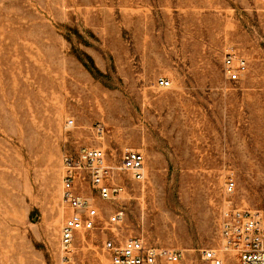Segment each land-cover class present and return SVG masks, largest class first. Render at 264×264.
I'll return each instance as SVG.
<instances>
[{
	"label": "rangeland",
	"instance_id": "1",
	"mask_svg": "<svg viewBox=\"0 0 264 264\" xmlns=\"http://www.w3.org/2000/svg\"><path fill=\"white\" fill-rule=\"evenodd\" d=\"M229 50L246 72L225 73ZM89 146L117 167L140 148L147 177L115 170L105 200L81 174L99 216L64 260L63 157ZM230 205L264 211V0H0V264H108L128 235L195 263Z\"/></svg>",
	"mask_w": 264,
	"mask_h": 264
},
{
	"label": "built area",
	"instance_id": "2",
	"mask_svg": "<svg viewBox=\"0 0 264 264\" xmlns=\"http://www.w3.org/2000/svg\"><path fill=\"white\" fill-rule=\"evenodd\" d=\"M223 66L228 76L244 73L248 68L244 56L234 50L224 53ZM158 82L168 85L169 79L159 77ZM98 136L104 133L100 123L95 125ZM61 172V198L68 212L60 229V247L62 259L68 260L73 252L74 241L78 233L96 227L99 210L92 196L78 191L81 174L87 173L92 187L105 200L122 196L123 185L114 182L115 170L122 169L132 180L143 181L147 177L146 154L140 148L125 147L120 166L107 163V154L101 146L82 148L78 155L63 157ZM237 181L231 173L224 180V194L230 197L236 189ZM123 217L122 211L110 216V224L118 225ZM219 244L217 247L203 248L199 261L190 264H226L229 255L235 258L233 264H264V211L245 206H224L218 225ZM104 250L109 253L108 264H189L185 253L178 248L147 244L136 235L125 236L117 242L115 239L104 241Z\"/></svg>",
	"mask_w": 264,
	"mask_h": 264
},
{
	"label": "trees",
	"instance_id": "3",
	"mask_svg": "<svg viewBox=\"0 0 264 264\" xmlns=\"http://www.w3.org/2000/svg\"><path fill=\"white\" fill-rule=\"evenodd\" d=\"M81 60L84 63V65L86 66V68H88L89 70L92 71L93 68H95L93 60L88 54H85L84 58H81Z\"/></svg>",
	"mask_w": 264,
	"mask_h": 264
}]
</instances>
